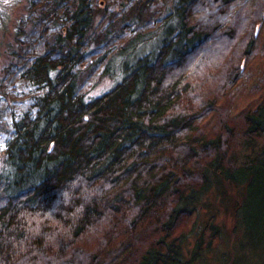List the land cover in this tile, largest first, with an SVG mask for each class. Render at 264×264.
<instances>
[{"label": "trees", "instance_id": "obj_1", "mask_svg": "<svg viewBox=\"0 0 264 264\" xmlns=\"http://www.w3.org/2000/svg\"><path fill=\"white\" fill-rule=\"evenodd\" d=\"M22 1L0 264H264V0Z\"/></svg>", "mask_w": 264, "mask_h": 264}, {"label": "rangeland", "instance_id": "obj_2", "mask_svg": "<svg viewBox=\"0 0 264 264\" xmlns=\"http://www.w3.org/2000/svg\"><path fill=\"white\" fill-rule=\"evenodd\" d=\"M20 1H22V0H0V8H1L0 16L5 18V19L3 18V20H5L7 22L8 30H9V31L7 30V32H6L4 30H1V28H0V69L5 62V54H4L5 49L3 48V46L7 41L11 40L14 20H15L16 16L19 15L21 12V5L23 4V1L22 2H20ZM16 2H20V4L18 5ZM171 3H172V1L169 0L167 2V5L169 6ZM112 83H113V81L111 78L103 79L98 84V86L95 88V90H93V93L96 94V93H100L102 91H105L106 89H108L112 85ZM250 87L252 90H249L248 92H246L244 94V96L240 95L239 100L237 102V107L239 109H241L245 105H248V103L257 96V94L261 93L260 89H258V88L254 89L253 84H250ZM237 111H239V110L237 109L235 112H237ZM210 199H212V197ZM215 203H216V201L214 202V204ZM227 211L226 212L222 211L220 216L218 217V219H219V221H221L224 224V226L226 228H228L230 230L233 224H232V218L228 214L229 212H227Z\"/></svg>", "mask_w": 264, "mask_h": 264}]
</instances>
